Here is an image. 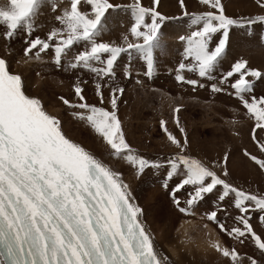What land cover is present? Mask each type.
<instances>
[{"label":"snow or ice","instance_id":"snow-or-ice-1","mask_svg":"<svg viewBox=\"0 0 264 264\" xmlns=\"http://www.w3.org/2000/svg\"><path fill=\"white\" fill-rule=\"evenodd\" d=\"M153 2V7H145L142 0H133L130 5L115 4L111 0H0V25L5 28L3 37L6 41L10 42L21 33L28 37L25 56L40 59L42 53L53 49L54 63L59 67L73 47L82 44L84 50L68 62V69L82 68L100 79H114L121 55L127 53L131 58L139 54L147 66L145 74L151 78L156 72L155 52L162 47L161 27L169 19L157 11L160 0ZM179 2L183 8L184 0ZM200 3L216 11L189 13L185 9L183 15L190 17L191 24L196 27L189 36L180 37L186 43L184 58L192 62L180 63L178 72L187 69L198 72L200 77L215 80L213 73L225 55L229 30L232 26H241V22L225 15L221 0H200ZM257 3L264 7V0H257ZM120 9L131 11L134 22L129 34L134 41L128 35L123 37L124 44L99 40L106 14ZM46 11L53 13L59 26L51 27L45 38L33 37L40 29L41 17ZM257 20L264 21V16L246 23ZM217 33L221 38L213 47V37ZM125 74L132 75L128 69ZM234 76L238 78L231 87L254 117L252 139L264 153V141L257 139V129L264 131V97L247 98L254 88L248 77L261 79L264 73L249 68L246 60H240L223 75L220 84L228 83ZM176 79L193 86L199 84L194 79L186 80L181 74H177ZM199 86L204 87L203 84ZM102 87L98 81L96 89L101 104L104 102ZM211 90L219 93L224 88L213 83ZM74 92L79 103L64 97H60L61 101L70 108L87 110V114L74 115L87 120L104 137L114 155H123L137 165L141 173L148 167H163L133 154L127 143L115 111L117 93L122 95L123 88L112 90L110 104L113 111L89 105L79 83ZM174 112L177 114L175 122L184 133L178 115L180 108ZM166 123L161 121V126L169 140L181 153L184 152L188 143L186 134L182 143L168 132ZM244 154L264 169V159L247 150ZM228 159L227 155L223 157L225 166ZM167 164L170 166L169 180L183 176L171 193L178 207L180 200L176 194L186 186L193 188L186 201L189 206L196 205L206 194L222 186L219 200L234 194V207L241 213L234 219L243 227H226L218 219L217 213L222 210L219 206L208 219L241 243L243 238L250 236L264 252V238L255 232L248 215L250 210L264 212V195L234 187L202 161L187 155L178 153L168 159ZM223 175H229L226 167ZM164 186L167 187V183ZM179 211L188 212V209L179 207ZM141 214L142 209L132 202L129 186L119 174L67 137L61 121L45 109L39 98L26 94L22 76L14 73L9 61L0 56V264H165V258L156 251L152 237L139 218ZM260 220L264 222V215ZM213 247L233 264H242L236 249L221 247L218 242ZM251 264L258 262L251 259Z\"/></svg>","mask_w":264,"mask_h":264},{"label":"rangeland","instance_id":"rangeland-1","mask_svg":"<svg viewBox=\"0 0 264 264\" xmlns=\"http://www.w3.org/2000/svg\"><path fill=\"white\" fill-rule=\"evenodd\" d=\"M114 3L120 5H130L133 3V0H117ZM169 3L170 4L168 7H165L166 9H164V11L162 10L163 8L160 7V4L157 6V11L165 17H169V19L165 20L161 27L163 48L159 54V63L156 64L158 70L154 74L155 79L150 80V82L152 81L151 83L146 79L148 76L135 74L138 69L139 71L141 70L140 73L144 71L145 65L139 55L135 54V56H132L131 58L129 56L126 58L121 56L122 60L133 69V77H124L121 75L126 68H123L124 70L122 71H116V74L118 72H121V74H117L114 79L109 77L100 79L94 73H91L86 69H66L67 66H65L64 70L71 72V77L75 80L70 91L72 93L74 92V89L72 88H75V85L78 82L83 89L88 87L91 90L88 92L91 97L93 96L96 99L98 97L99 99V101H97L94 98H89V102L91 104H96L97 102V105L100 106L101 104L99 103H101V101L100 97L97 95L96 89V83L99 81L103 85L101 91L103 92L105 102H103L101 106H104V108H107L108 106L109 108L111 106L109 100L111 98L112 90L115 88H123L124 92L122 95L117 93L118 100L117 109L115 111L119 119H127L130 122L129 124H132L135 130H137L135 131V136H130L129 132L132 130V127H129V130L126 129V124L124 123L126 120H121L125 139L126 141L128 140L127 143H130L129 145L132 150L134 149L137 152L135 153L133 150V154L139 155L140 153V157L162 164V170L165 166H169L167 164L168 159L176 156L178 153L187 155L202 161L206 166H209L212 170L216 171L217 175H219L222 179L227 180L234 187L251 194L264 195V169H261L253 160L244 154L245 150H247L252 155H256L258 158L264 159V153L259 151L256 142L252 139V130L256 123L254 117L248 113V110H245L246 108L237 96L231 95V92H229L230 95L225 92L215 93L210 87H208L209 83H216L218 86L225 88V84L219 83L224 74H220L218 70H216L213 73L216 77L215 80H208L207 78L197 80L199 83L206 85L204 87H200L199 85L193 86L177 81L176 76L171 74L172 70L170 71V66L177 63L176 60L174 61L176 58V51L174 49H177V46L181 41L179 40L178 43L177 37L183 32H187L181 28V25L184 21H191L190 17L183 15L185 9L189 13H203L206 11L216 10L210 9L208 6L200 3V0H184L183 8L181 7L179 0H169ZM221 3L224 6L225 15L240 21L241 26H232L230 28L229 43L226 48L225 55L218 66L221 67L222 70H228L233 62L246 60L249 68L257 69L264 73V42H262L263 44H260V35L263 26L262 21L257 20L255 23H251L250 25L249 23H246L248 20H254L257 16H264V7H261L257 3V0H221ZM153 6L154 2L152 1L151 5L149 4V7ZM122 11H124V13H122ZM125 12L129 13L126 18L132 19L131 11L129 9H120L115 11L110 10V12L106 14L105 26L109 25L108 27L110 29L104 27L102 34L106 35V37H101L103 42H116L117 44H124L123 37L125 35H128L129 38H131L130 40L134 41L135 38L131 37L129 34V23L119 22L120 19L125 18ZM118 25L122 26L120 27ZM166 25L167 28H164ZM115 26H118L120 29H116L115 31ZM176 30L179 31L178 35L175 32ZM47 32L45 33V36ZM219 35V33L215 34L213 40L217 41ZM77 46L78 45H75L74 47L77 48ZM8 56H10V53ZM135 57H137V59H135ZM97 66L102 67L101 65ZM25 67L26 63H22V68ZM73 71H75L77 75ZM181 75H184L185 79L188 77L187 73H183ZM248 79L253 81L254 88L252 93L248 94L247 98L251 99L252 96H255L256 98L264 97V78L256 79L248 77ZM231 82L232 78L229 79L228 83L230 84ZM54 85L55 84L51 85V89L45 90L46 94H48L49 100L52 90H61ZM59 85L61 84L59 83ZM230 91L233 90L230 89ZM127 94H129V96ZM72 96V98H77L75 93H73ZM165 96L170 99V104L166 106V98L164 100ZM56 97L59 100L62 96L58 94ZM64 98L68 99L67 96ZM61 103L63 104L62 101ZM65 106L63 109H65V112L67 113V120L62 117V122L64 121L63 124L68 126V122L72 123V119L69 117L72 118L76 116L74 115L76 112H73L70 107ZM177 107L180 108L178 115L180 127L184 128V133L180 132L179 127L175 122L177 114L174 112V109ZM119 108L120 110L124 108L127 109H124L123 113H120ZM127 111L128 113L130 112V115L126 117ZM56 113L58 114V111ZM120 114L122 115L120 116ZM171 118L174 120L170 121ZM122 121L125 125L122 124ZM161 121L167 122L166 127L168 132L180 139L182 143L186 134L188 143L184 152L181 153L180 149H178L176 145L169 140L168 134L161 126ZM81 126L83 127L84 125L81 124ZM78 127L79 126L76 123H72L71 130L76 132L75 135L79 141H83L86 139L85 135L81 134V136L80 132L78 133ZM150 135L151 141L150 138H147ZM144 137L147 140L144 139ZM257 139L264 141V131L257 129ZM201 142H204L205 146H200L199 143ZM147 143L150 144L148 151L141 147L143 144L147 146ZM89 147L99 154L102 158L100 159L98 157L100 160L117 170L121 171L125 168L117 162V158H123V161L127 163L129 162L127 159L124 160L123 156L114 155V151L111 147L110 151L105 152H101L98 145ZM225 155L229 158L226 166L223 161V157ZM119 161L122 160L119 159ZM225 167L241 171L246 176V181L244 182L243 180H240L236 173L228 170L229 175L225 177L223 175ZM129 172L124 174L123 177L125 179L127 178ZM221 188L222 186H217L218 190L223 191ZM231 195H233V197ZM230 196H228L231 198L230 202L235 201L234 194H230ZM227 211H229V213ZM221 212L224 213L222 215L223 217H226L231 213L230 215H233L235 218L241 214L240 211H233L232 207H230V210H228V208L224 210L222 209ZM257 212L258 211L250 215L253 218L250 219L251 224L255 223L253 220L255 213ZM260 214L262 216L264 215V212H260ZM235 227H243V225L237 224L235 221Z\"/></svg>","mask_w":264,"mask_h":264},{"label":"bare ground","instance_id":"bare-ground-1","mask_svg":"<svg viewBox=\"0 0 264 264\" xmlns=\"http://www.w3.org/2000/svg\"><path fill=\"white\" fill-rule=\"evenodd\" d=\"M115 1L117 0H111V2L113 3ZM152 1L153 0H143V4L146 7H149V4L151 5ZM169 4H170L169 0H160V7L163 8L162 9L163 11L164 9H166L165 7H168ZM122 13H124V11H122ZM41 21H42L41 27L38 31L33 33V37L39 35L41 38H45L46 37L45 33L47 32V30H49L51 27L59 26L57 21L53 19V13H51L50 11L45 12V15L41 17ZM108 26L109 25L105 27L110 29ZM118 26L114 27L115 31L116 29L117 30L120 29ZM164 28H167V25ZM4 31H5L4 26L0 25V54L9 61L11 70L14 73L20 74L22 76L25 82L26 93L31 97L39 98L42 101V104L45 107V109L51 115L56 116L61 121L62 130L67 135V137H69L72 141L80 144L81 146L87 148L86 150L87 151L89 150V152L96 159L98 160L102 159L99 156V154H97L89 146L98 145L100 151L105 152V151H110V145L107 144L103 136L97 133L95 129L90 126L91 124L87 120L80 119L79 116L77 115L72 118L69 117L70 119H72L73 124L76 123L79 126L78 133L80 132V135L81 134L85 135L86 141L85 140L79 141L76 138L75 135L76 132L71 130L73 128V127L71 128L72 123L68 122V126H65L63 124L64 121L62 122L63 118L67 120L66 118L67 113L65 112V109H63L65 105L62 104L61 100L60 99L58 100L56 96L60 94L62 97L67 96L68 99L73 103L80 102L77 96H76L77 98H72L73 97L72 95L75 92L72 93L70 90L75 80L73 77H71V72L64 70L65 69L64 67L67 66L64 63L66 61V58L64 59V62L62 61L61 66L58 67L54 62L49 60L50 49L48 50L47 53H42L40 59H36L34 56H25L24 49L27 45H26V40H24V38L27 36L24 33H21L20 35L16 36L14 39H12L9 42L6 41L3 37ZM175 32L177 33V35L179 34L178 30H176ZM103 36L106 37V35L101 34L99 38ZM162 48L163 46L157 49V51L155 52V54L157 55L156 64L159 63V59H160L159 54L161 53ZM9 53L10 56H8ZM135 59H137V57H135ZM22 63H26L25 68H22ZM123 68H126L131 71L132 73L131 77L134 76L132 72L133 69L130 68L120 57L117 61L115 71H122L124 70ZM157 70L158 69L156 67V71ZM124 71L122 74L121 72H118L117 74L120 73L125 77ZM146 79L150 82V80L155 79V76H153L151 79H149V77H146ZM59 83L61 85H59ZM53 84H55L57 88L61 90L59 91L52 90V94L50 95V100H49L48 94H46L45 90L51 89V85ZM77 84L78 82L76 83V85ZM89 90L90 89L88 87H85L83 93L85 95L87 103L90 105H96V107L99 106L97 105V102L96 104L95 103L91 104L89 102V98L96 99L95 97L93 96L91 97L88 94ZM127 95L129 96V94ZM165 98H166V102H165V106H166L170 104L169 103L170 99L167 96L164 97V100ZM96 100L99 101L98 97ZM101 105L99 107H102ZM111 107L112 106H110L109 108ZM109 108L107 106V108L105 109L108 111L113 110L112 108L111 109ZM124 109L120 110L119 108V112L123 113ZM71 110L73 112H76L77 114H87V110L85 109L71 108ZM57 111L58 114L56 113ZM121 115L122 114H120V116ZM128 115H130V112L128 113L127 111L126 117ZM121 120L123 119H120V121ZM124 120H126L124 122L126 124V129L129 130V127H132V130L130 132L128 131L129 135L135 136L136 134L135 131L137 130H135L132 124L131 125L129 124L130 122L127 119L124 118ZM172 120L174 119L171 118L170 121ZM81 124H83L84 126L82 127ZM141 131H140V135H141ZM147 138H150L151 141V135ZM144 139L146 138L144 137ZM128 144L130 143L128 142ZM147 144H148L147 146L143 144L141 145V147L148 151L150 144L149 143ZM199 145L205 146L204 142L199 143ZM134 152L137 153L135 150ZM140 155L141 154L139 153V155L137 156ZM119 159L122 161H119ZM117 160L119 164L125 167L121 171L113 168L108 164L110 166L109 167L102 160L100 161L110 169L112 168L111 169L112 171L118 173L120 179L129 186L132 202L135 205H137L140 209H142V214L139 218L142 221L143 225L145 226L146 231L152 237L156 251L161 257L165 258V264H233L230 258L224 257L221 252L217 251L213 247L214 243L217 242L220 244L221 247H227L230 250L235 248L240 254L242 264H251V259L257 260L258 264H264V252H262L256 246L255 242L250 236L247 238H243L244 242L241 243L239 239L233 238L232 236H229L226 232L221 231V229L219 228L218 224L215 221L208 219V215L212 211L217 210L218 206L223 210L227 208L228 210H230V207H232L233 211L236 210V212L237 211L239 212V210L234 207V201L230 202L231 201L230 197L231 196L233 197V195L231 196L229 195L230 197H226L223 201H220L219 196L222 194L223 191H220L216 188L212 193L206 194L204 199L199 201L196 205L189 206L187 205L186 201L187 199L190 198L188 194L193 191V188L192 186H186L184 189H182L179 193L176 194L177 197L180 196L179 207L188 208V212H180L179 207L174 202L171 193L175 189L177 183H179L183 179L182 175L174 176L171 180H169L167 173L170 170V166H165L163 170L161 168L157 169V168L148 167L145 168V170L141 173L137 165L134 166L131 162L128 163L125 162L123 161V158H117ZM124 160L126 159L124 158ZM227 170L236 173L240 180H243L244 182L246 181L245 179L246 176L241 171L232 168H227ZM127 172H129V174L125 179L123 176ZM165 183H167V187L164 186ZM227 212L229 213V211ZM223 214H224L223 212L218 211L217 213L218 219L221 222L225 223V226L228 227L229 229L235 227L234 216L230 215L231 214L230 213L228 215L226 214L227 215L226 217H223L222 216ZM261 214L260 212L255 213V217L253 220L255 221V223L254 224L252 223V226L255 232L261 235L262 238H264V222L260 220Z\"/></svg>","mask_w":264,"mask_h":264}]
</instances>
